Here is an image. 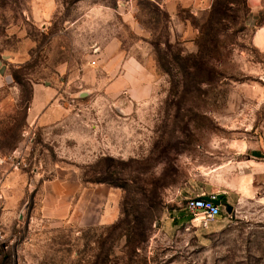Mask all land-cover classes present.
Masks as SVG:
<instances>
[{"label":"rangeland","instance_id":"1","mask_svg":"<svg viewBox=\"0 0 264 264\" xmlns=\"http://www.w3.org/2000/svg\"><path fill=\"white\" fill-rule=\"evenodd\" d=\"M47 1L0 0V264H264V0Z\"/></svg>","mask_w":264,"mask_h":264},{"label":"built area","instance_id":"2","mask_svg":"<svg viewBox=\"0 0 264 264\" xmlns=\"http://www.w3.org/2000/svg\"><path fill=\"white\" fill-rule=\"evenodd\" d=\"M2 189L3 185L0 180V202L2 201ZM202 196H197L191 199H187L185 203V208L193 215L194 220H199L200 225L207 227V223L218 217L221 214V207L212 204L211 202H206ZM211 199H214L215 195H209ZM6 234L0 222V255L3 249H6Z\"/></svg>","mask_w":264,"mask_h":264},{"label":"crops","instance_id":"3","mask_svg":"<svg viewBox=\"0 0 264 264\" xmlns=\"http://www.w3.org/2000/svg\"><path fill=\"white\" fill-rule=\"evenodd\" d=\"M248 1L253 11H259L262 8V5H261L262 0H248ZM37 4H38V9H40V11H42L43 13L47 12L50 7V3L47 0L46 1L38 0ZM263 29H264V25L259 27L256 30L254 34V39H253L254 44L261 49H264V30ZM133 67H134V64H132V61L126 60L123 64V72L128 73L129 71L133 69ZM41 93L42 92H40V88H38V86H35L34 87V97H33L34 98L33 99V109H35L36 113H38L41 109H43V106L46 105L49 99V96H46L47 98L46 97L39 98V94ZM48 115L49 113L46 114V117L44 118V120H47ZM200 196H205V195L201 194ZM66 210L67 209L63 211H66Z\"/></svg>","mask_w":264,"mask_h":264},{"label":"water","instance_id":"4","mask_svg":"<svg viewBox=\"0 0 264 264\" xmlns=\"http://www.w3.org/2000/svg\"><path fill=\"white\" fill-rule=\"evenodd\" d=\"M225 193H218L215 195L214 199H211L209 196H202L201 198L206 201V202H211L212 204L216 206H220L225 209L226 213H231L232 212V207L228 204H221V199L224 197Z\"/></svg>","mask_w":264,"mask_h":264},{"label":"trees","instance_id":"5","mask_svg":"<svg viewBox=\"0 0 264 264\" xmlns=\"http://www.w3.org/2000/svg\"><path fill=\"white\" fill-rule=\"evenodd\" d=\"M76 1H79V0H76ZM167 44H168L167 42L164 43V45H167ZM221 204H226V197L225 196L222 197ZM183 217H186L187 220H191L193 218V215L189 212L187 213V215L186 214H180L179 215V219H182Z\"/></svg>","mask_w":264,"mask_h":264}]
</instances>
